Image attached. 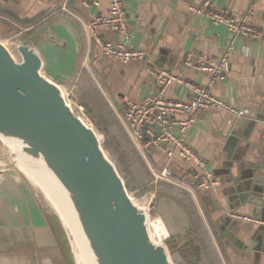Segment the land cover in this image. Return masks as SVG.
<instances>
[{
	"label": "crops",
	"instance_id": "crops-1",
	"mask_svg": "<svg viewBox=\"0 0 264 264\" xmlns=\"http://www.w3.org/2000/svg\"><path fill=\"white\" fill-rule=\"evenodd\" d=\"M58 1L0 0V18L15 26L9 29L0 25V36L12 35L15 29L24 33L28 27L19 24V17H28V21L47 12L31 24H40L33 34L38 40L34 47L43 59V72L64 86L71 83L73 87L85 55V35L81 23L62 11ZM206 1L212 8L236 16L251 9L249 21L262 35L252 39L234 36L222 24H215L203 13L191 9L192 6L202 7ZM99 2L100 6L91 10H86L80 0H70L68 7L88 19L91 12L106 11L107 0ZM124 7L132 33L130 44L144 49L145 59L121 62L103 57L96 45L88 54L93 73L102 79L105 92L120 110L128 100H139L153 89L155 80L147 71L149 66L167 67L186 80L204 84L207 75L192 64L187 65L186 56H190L192 62L197 55L217 58L225 54L229 58V73L213 87V92L238 108L248 109L250 116L234 118L220 108L199 111L187 139L207 161L217 183L206 191H195L196 197L192 198L222 264H264V226L231 218L229 214L220 215L221 208L231 204L236 196L235 187L248 175L251 159L264 152V142L238 136V130L252 119L262 116L258 121L264 120V103H259L264 97V0H125ZM99 33L110 41L119 39L109 28H101ZM43 54L53 66L54 73L50 76L44 71L47 62ZM63 58L70 62V69L61 64ZM165 94L173 99L188 97L185 87L178 83H173ZM148 157L159 170L168 167L174 177L184 172L191 174L194 169L192 163L180 156L167 158L155 147L149 149ZM2 177L6 178L1 180ZM2 177L0 264H23L26 255L20 254L32 247L35 255L27 256L25 264H68L56 241L57 220L53 223V212L48 221L28 189L24 190L22 177H14L20 187L17 194L7 192V176ZM177 199L170 197L165 209L159 208L158 215L164 219L168 233H179L192 225L188 212ZM211 214L220 217L213 220ZM32 217L37 218L38 226H33ZM27 225L30 230L25 228ZM57 227H60L58 223ZM10 253L14 255L13 260L8 257ZM208 255L211 257L209 252Z\"/></svg>",
	"mask_w": 264,
	"mask_h": 264
},
{
	"label": "water",
	"instance_id": "water-1",
	"mask_svg": "<svg viewBox=\"0 0 264 264\" xmlns=\"http://www.w3.org/2000/svg\"><path fill=\"white\" fill-rule=\"evenodd\" d=\"M18 19L25 22L28 17ZM18 36H0V141L10 154L6 140L22 144L34 158L41 157L44 177L70 190L98 264H173L166 244L151 235L149 215L136 194L128 191L103 136L68 96L71 83L63 86L43 72V59L34 47L36 36L23 40ZM261 117L238 130V136L264 142ZM251 162L248 175L235 187L232 203L221 208V216L237 211L264 218V152ZM52 208L54 227L58 223L62 230L60 234L55 229L65 259L80 264L72 238ZM218 217L211 214L213 220Z\"/></svg>",
	"mask_w": 264,
	"mask_h": 264
},
{
	"label": "built area",
	"instance_id": "built-area-1",
	"mask_svg": "<svg viewBox=\"0 0 264 264\" xmlns=\"http://www.w3.org/2000/svg\"><path fill=\"white\" fill-rule=\"evenodd\" d=\"M80 2L86 10L100 6L99 0H80ZM68 3L69 0H61L59 8L66 9L81 23L86 41L82 64L95 80V74L88 62L92 44L98 47L99 53L103 57L121 62L145 59L146 51L130 44L132 33L126 19L125 0H107L106 11L91 12L88 19L82 18L69 9ZM191 9L196 13H203L215 24H222L234 36L252 39L262 35V31L249 21L251 9L236 16L212 8L207 1L202 7L192 6ZM101 28H109L118 34L119 39L116 41L104 39L99 33ZM185 63L192 64L198 71L206 74L207 82L198 84L178 76L167 67L149 66L147 71L155 77L153 89L139 100H128L122 110L116 109L104 91L103 93L118 115L131 142L144 157L147 156L150 148L155 147L167 158L178 155L184 161L192 163L194 169L191 174L184 172L177 181L170 178L171 171L168 167H163L159 173H154V175L156 179L160 177L181 185L195 198V191H206L217 183V179L207 166V161L191 146L187 139L199 111L220 108L238 118L250 116V111L230 104L213 92V87L224 79L230 70V61L225 54L217 58L197 55L193 62L190 56H186ZM173 83L184 86L188 97L184 99L167 98L166 90ZM142 206L149 215L151 235L158 241L165 240L169 233L163 219L153 213L155 204L152 198ZM229 216L264 226L263 217L237 211L230 212ZM154 222L161 225L159 233L153 229L152 223Z\"/></svg>",
	"mask_w": 264,
	"mask_h": 264
},
{
	"label": "trees",
	"instance_id": "trees-1",
	"mask_svg": "<svg viewBox=\"0 0 264 264\" xmlns=\"http://www.w3.org/2000/svg\"><path fill=\"white\" fill-rule=\"evenodd\" d=\"M60 2L61 0L58 1V7ZM46 13L42 12L26 22L20 21L19 24L23 27H28L27 30L20 34V31L15 29L12 34L18 33L19 40L32 36L40 24L36 26L31 24ZM6 22L0 18V25L6 28L8 27L9 29L15 27L13 24ZM93 46L92 44L91 47ZM78 71L77 79L71 89L72 97L74 99L76 98L80 104L84 103L86 105L87 116L99 126L100 132L103 135L105 148L116 163L120 173L126 178H130L128 180L124 178L126 185L132 194L138 193V190L142 192L151 189L152 183L154 182L150 180V172L143 163L141 164L137 150L109 101L103 95L102 91H100L94 81L95 79L83 64ZM95 76L102 88L105 89L102 79L97 74ZM115 107L119 109L117 106ZM152 165L154 166L153 162ZM155 184L156 193L164 195L163 197L169 196L168 194H171L170 196L175 199L177 197L179 205L188 212L192 221V225H189L184 231L169 233L166 238V244L175 264H222L191 193L185 188H181L170 182L156 181ZM159 197L163 199L161 195ZM208 252L211 257L208 255Z\"/></svg>",
	"mask_w": 264,
	"mask_h": 264
},
{
	"label": "rangeland",
	"instance_id": "rangeland-1",
	"mask_svg": "<svg viewBox=\"0 0 264 264\" xmlns=\"http://www.w3.org/2000/svg\"><path fill=\"white\" fill-rule=\"evenodd\" d=\"M4 41L6 42V43H9V39H4ZM44 55V54H43ZM44 58H45V61L47 62V58H46V56L44 55ZM84 58V57H83ZM67 61H68V59H67ZM61 64L63 65V67L64 68H67V69H70V62H66V60H65V58H63V60H62V62H61ZM53 70V66H51V65H49L48 64V62H47V64L45 65V69H44V71L50 76V75H52L54 72L52 71ZM95 82H96V84H97V86H98V88L100 89V91H102V93H103V91L105 90L104 88H102V86L99 84L98 85V80L96 79V80H94ZM63 85V84H62ZM64 86V85H63ZM72 89V88H71ZM68 93V95L70 96V99L74 102V104H76V106H78L79 107V110L81 111V113H82V116L86 119V121L88 122V123H90V124H92L93 126H94V128L95 129H97V132L99 133V134H101L102 135V133L100 132V129H99V126L98 125H96V123L94 122V121H92L88 116H87V114H86V105L84 104V103H79L77 100H76V98L74 99V97H72L73 95H72V92L71 91H69V92H67ZM106 93V92H105ZM103 95H104V93H103ZM106 95H107V93H106ZM105 96V95H104ZM106 97V96H105ZM107 97H109L108 95H107ZM108 99H111L110 97L108 98ZM107 99V100H108ZM114 110V109H113ZM116 113V112H115ZM118 116V115H117ZM119 118V117H118ZM103 136V135H102ZM135 147V146H134ZM136 149V148H135ZM137 150V149H136ZM137 152H138V154H139V160L141 161V164L143 163L147 168H148V170H149V175H151L150 176V180H153V182L154 183H152V187H151V189H148V190H145V191H142V192H140L139 190H138V193L136 192V197H137V200H138V203L140 204V205H142V204H146L151 198H152V201L154 202V204H155V211H153V213H155V214H159V208L160 209H162V208H164L165 209V204H167L168 203V199H170V197H172V196H170L171 194H168L169 196H166V197H163L164 195H162V194H160L162 197H163V199L162 198H158V196H160L158 193H156V181L158 182V181H165V182H170V183H172L171 181H168V180H165V179H162V178H160V177H157V179L155 178V175H154V173H159L160 172V170H159V168L154 164V166L152 165V162H151V160L149 159V157H148V154H147V156L146 157H144L141 153H140V151L139 150H137ZM113 160V159H112ZM114 162V161H113ZM115 163V162H114ZM140 164V163H139ZM115 165H116V163H115ZM141 166V165H140ZM116 167H117V165H116ZM25 172H23L22 170ZM25 169V168H24ZM23 169V167L21 166V164L19 163V162H17L16 160H13L12 159V155L9 153V150H8V148H7V146L3 143V142H1L0 141V176L2 177V176H7V180L9 181H7V183H6V190H7V192H15L16 194H17V190H18V188H20L18 185H17V182H15L14 181V177H22L23 178V180H24V182L22 183L23 184V188H24V190H27L28 189V191L30 192V194L33 196V198L36 200V202L38 203V205H39V207H40V209L42 210V212L44 213V215L46 216V218L48 219V221H50L51 219H52V212H53V208L51 207V205H50V203H49V201H48V199L49 200H51L52 201V196L49 194V191L46 193V191H45V193H46V197L48 198V199H46V197H45V194H44V192H43V187L42 188H40L38 185H36V183H34L33 181H32V179H31V177L29 176V174L25 171ZM26 169H28L27 167H26ZM117 169H118V167H117ZM118 171H119V169H118ZM31 172H32V174H33V179L35 180V181H37V183L39 184V185H41V184H44L40 179H43L42 177H40V176H38L37 175V173L36 172H34V171H32L31 170ZM119 173H120V171H119ZM120 175L123 177V179L125 178V179H127L128 180V178H126L125 176H123L121 173H120ZM6 177H2V179L1 180H3V179H5ZM170 178L171 179H173V180H175V181H177V180H179V177H174V176H172V174L170 175ZM124 179V180H125ZM130 179V178H129ZM126 182V181H125ZM173 184H175V185H177V186H180L181 188H183L181 185H178L177 183H173ZM2 186V185H1ZM127 186V185H126ZM127 189H128V191H130V189L128 188V186H127ZM1 192H5V190H1ZM131 192V191H130ZM134 194V193H133ZM8 195L9 194H5V196H6V198L8 197ZM49 195L51 196V197H49ZM192 195V194H191ZM156 197H157V199H156ZM179 202V201H178ZM29 211L31 212V210L29 209ZM53 214H54V212H53ZM31 215H33V213L31 212ZM32 219H33V226H38V222H37V218L36 217H32ZM55 219H56V215H54V218H53V223H54V221H55ZM27 222L25 221V224H26ZM26 229H31L30 228V226L29 225H27L26 227H25ZM36 228V227H35ZM53 229V228H52ZM55 229L57 230V231H59V229H60V227H55ZM54 230V229H53ZM60 234H62V232L60 231L59 232ZM24 238H25V235H24ZM56 241H57V244H58V239H56ZM162 242H164L165 244H166V239L165 240H163ZM166 246H167V244H166ZM167 248H168V246H167ZM25 252L26 253H23V254H20V255H26V256H24V260H23V264H25V259L27 258V256L28 257H30V256H32V255H35V251H34V248L32 247V248H28L27 250H25ZM19 255V256H20ZM170 256H171V254H170ZM8 257H11V259L13 260L14 259V255L12 254V253H10L9 255H8ZM171 260H172V257H171ZM172 262H173V264H175V262L172 260Z\"/></svg>",
	"mask_w": 264,
	"mask_h": 264
},
{
	"label": "bare ground",
	"instance_id": "bare-ground-1",
	"mask_svg": "<svg viewBox=\"0 0 264 264\" xmlns=\"http://www.w3.org/2000/svg\"><path fill=\"white\" fill-rule=\"evenodd\" d=\"M70 9V8H69ZM64 12L68 11L66 9H61ZM146 57V55H145ZM155 80V77H154ZM173 99V98H172ZM11 150V154L14 159L21 164L23 169L29 174L32 181L36 183L40 188L43 189V192L46 197V193L49 191V197L52 198V201L48 199L51 207H55L56 211L59 213L69 235L72 238V241L75 245L76 254L80 264H98L97 258L90 247V244L86 238V235L83 231L82 225L80 224L78 214L76 212L75 206L72 202L70 190L65 187L62 183L49 182L44 175L42 174L39 162L41 157L34 158L28 153L24 146L20 143L14 141H5ZM26 167L28 169H26ZM22 170V169H21ZM32 171L36 172L38 176L42 177L40 179L44 184L39 185L37 181L33 179ZM23 171V170H22ZM24 172V171H23ZM25 173V172H24ZM42 186V187H41ZM46 193H45V191ZM150 224V222H149ZM153 229L156 232L161 231V225L157 222L152 223Z\"/></svg>",
	"mask_w": 264,
	"mask_h": 264
},
{
	"label": "clouds",
	"instance_id": "clouds-1",
	"mask_svg": "<svg viewBox=\"0 0 264 264\" xmlns=\"http://www.w3.org/2000/svg\"><path fill=\"white\" fill-rule=\"evenodd\" d=\"M237 171H238V169H237Z\"/></svg>",
	"mask_w": 264,
	"mask_h": 264
}]
</instances>
